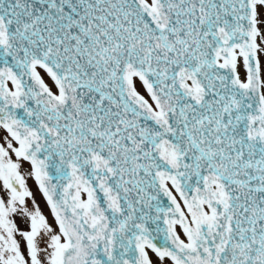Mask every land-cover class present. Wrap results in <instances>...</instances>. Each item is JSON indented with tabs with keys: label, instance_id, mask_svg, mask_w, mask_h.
I'll return each mask as SVG.
<instances>
[{
	"label": "snow or ice",
	"instance_id": "1",
	"mask_svg": "<svg viewBox=\"0 0 264 264\" xmlns=\"http://www.w3.org/2000/svg\"><path fill=\"white\" fill-rule=\"evenodd\" d=\"M0 264H264V0H0Z\"/></svg>",
	"mask_w": 264,
	"mask_h": 264
}]
</instances>
